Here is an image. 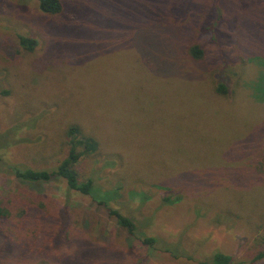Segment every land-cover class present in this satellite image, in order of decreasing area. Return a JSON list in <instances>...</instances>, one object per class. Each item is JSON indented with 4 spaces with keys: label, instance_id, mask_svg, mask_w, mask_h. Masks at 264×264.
I'll use <instances>...</instances> for the list:
<instances>
[{
    "label": "rangeland",
    "instance_id": "1",
    "mask_svg": "<svg viewBox=\"0 0 264 264\" xmlns=\"http://www.w3.org/2000/svg\"><path fill=\"white\" fill-rule=\"evenodd\" d=\"M59 2L0 0V162L51 169L74 125L98 143L79 179L117 194L103 207L0 167V264H264V0ZM107 209L184 254L147 251Z\"/></svg>",
    "mask_w": 264,
    "mask_h": 264
},
{
    "label": "trees",
    "instance_id": "2",
    "mask_svg": "<svg viewBox=\"0 0 264 264\" xmlns=\"http://www.w3.org/2000/svg\"><path fill=\"white\" fill-rule=\"evenodd\" d=\"M38 10L46 15H57L61 12V3L59 0H35ZM19 47L26 51H32L36 46L34 40L23 36H17ZM188 54L193 60H199L202 55V50L197 44H193L188 49ZM264 86V85H263ZM215 93L224 95L226 90L223 84H217ZM264 91V87L260 92ZM262 100L264 98L262 97ZM260 101V100H258ZM65 138L67 145V153L55 167L47 170H31L28 168H20L17 166L4 165L0 162V167L4 168L3 172L13 176L16 180L27 184L46 183L51 180L61 179L64 181L68 190L74 191L82 196H88L97 205L108 207L110 202L115 200L116 190L103 191L96 186L91 178L86 177L80 180L75 170V165L84 157L95 153L98 150V143L94 138L81 134L78 127L71 125L65 130ZM114 195V196H113ZM165 202L168 201L164 198ZM107 215L112 217L117 229L125 232L127 239L136 241L141 247L147 251L156 250L167 254L172 259H177L184 254V250L179 247L175 248V243H170L161 238L149 236L144 232L149 220H144L137 223L133 219L122 215L113 209H107ZM9 213L1 205L0 202V223L4 222ZM126 249L129 251L130 243H126ZM259 258V257H258ZM202 264H231V258L225 254L215 252L211 259Z\"/></svg>",
    "mask_w": 264,
    "mask_h": 264
}]
</instances>
